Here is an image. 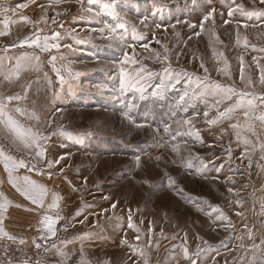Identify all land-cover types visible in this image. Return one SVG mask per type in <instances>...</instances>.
Wrapping results in <instances>:
<instances>
[{"label":"rangeland","instance_id":"rangeland-1","mask_svg":"<svg viewBox=\"0 0 264 264\" xmlns=\"http://www.w3.org/2000/svg\"><path fill=\"white\" fill-rule=\"evenodd\" d=\"M110 29L114 38L106 39ZM0 32V101L25 128L48 136L41 159L0 126L13 180L25 188L28 177L48 190L42 206L33 204L0 161V217L9 206L26 222L0 238L23 241L39 257L33 264H264L263 245L231 239L239 200L230 195L236 147L264 143L256 119L264 112L260 0H0ZM38 35L41 44L47 36L61 47H28ZM18 62L38 70L5 79ZM225 66L227 73L218 71ZM122 68L146 78L143 94L121 89ZM169 75L174 86L158 89ZM215 83L234 87L233 101L249 94L227 119L217 120L218 109L208 107L218 97L193 99ZM16 95L22 99L4 100ZM57 159L49 168L47 161ZM53 193L56 208L49 207ZM45 216L55 220V235ZM50 247L54 259L46 258Z\"/></svg>","mask_w":264,"mask_h":264},{"label":"snow or ice","instance_id":"snow-or-ice-1","mask_svg":"<svg viewBox=\"0 0 264 264\" xmlns=\"http://www.w3.org/2000/svg\"><path fill=\"white\" fill-rule=\"evenodd\" d=\"M89 2L91 3L92 0H89ZM260 2L262 4H264V0H260ZM105 8L110 7V5L105 4L104 5ZM237 10L241 11L242 14L244 15H252L254 13H248L244 11L243 5H238L237 6ZM232 9H229V15L232 14ZM212 15L211 12H209L204 19L207 20L209 19V17ZM22 19H24L25 21H27V17H23ZM5 24L8 23L7 20L4 21ZM53 23H55V20H53ZM110 34L108 37H106V39H113L114 38V30H109ZM6 33H2L0 32V35H4ZM197 35H199V33H197ZM44 43L41 44V37L38 35L35 39L31 40L28 43V47H37V48H41L42 51H47L51 48H60L61 45L58 43H53V44H49L47 43L49 37H44ZM52 39H58V34H54ZM115 39L119 40V37H115ZM147 47V46H145ZM129 58L127 57V55L125 56V60H128ZM165 59H167V57H165ZM29 67L31 68V70H38V66L37 65H26V64H21L20 62L17 63L16 65V70L11 73L9 76H6L5 79H12L13 77L15 78H19L20 73L22 71H27L29 70ZM201 67H204L203 64H201ZM205 71H207V69H205ZM218 71H224L225 73H227V67L225 66L224 69H218ZM152 74L149 73L148 77H150ZM63 79V78H61ZM146 78L141 76L139 79H134L132 77L126 76L124 69H121V89L122 90H127L128 88H132L133 90H135L136 92H139L141 94H143L144 92V80ZM171 76L169 75V79L167 81V85L162 82L161 85H157V88H162L168 85H171ZM241 79H244V74L243 71H241ZM261 83L264 84V74L261 75ZM177 82H179V78L177 76ZM249 84H251V80H249L248 82ZM174 86V85H171ZM236 94V89L234 87H225L222 86L219 83H215L214 85H212L211 87H203L201 91H199L198 93H196L193 96V99H203L204 97L207 96H213V97H218V99L215 100L214 104H210L208 107L209 109L211 108H217L218 109V115H217V120L218 119H227L229 118V114L234 112L237 108L239 107H243L244 103H245V97L249 94L247 93H241L239 95V97L233 101V96ZM187 95V93H185V96ZM185 96H181L180 97V101L183 102L185 99ZM22 99L21 96L16 95V96H7L4 98V100L7 101H12V100H20ZM262 99H264V97H262ZM225 101H233V103L228 104L222 111H219V105L225 103ZM206 102V101H205ZM247 106L251 109L254 108L255 105L253 103L252 100H247L246 101ZM15 111L17 113H19L21 116H26L27 119L30 120H35V121H39L40 120V115L36 112V111H32L30 113H25V110L20 107V106H16L15 107ZM57 111H60L59 109H57ZM205 117L208 116V111H205L204 113ZM249 115V113L246 111L244 113V116L247 118ZM256 119H258L259 121H261L262 124H264V112L260 113L259 116L256 117ZM216 120H210L209 123H216ZM49 123H51V121H49ZM185 124H189L190 121L189 120H185L184 121ZM0 126H3V129L6 130L12 137L14 142H18L21 146H23L26 149H31L35 151V155L41 159H43L45 157V148L42 146V142L47 141L48 140V136L44 135L43 133L39 132V131H34L31 127L29 128H25L22 124H20V122L18 120H16L14 117H12L11 115L8 114L7 112V105L5 103H3L2 101H0ZM231 127L233 128H238L240 127V125H236L233 124L231 125ZM246 127L248 128V130H252V126L251 125H246ZM165 131H168V129L166 128ZM61 134H63V130H61ZM245 143H247V141L245 140ZM175 150V149H174ZM60 159H63V157H61ZM60 159H57L55 161H47L48 167L51 168L54 166V164H59L60 163ZM137 161H139V157L136 158ZM0 161H4L5 162V169L9 171V182L13 184L14 187H16L17 191L21 192V194L23 196H25L27 199H29L33 204H39L42 206L43 204V198L47 195L48 190L46 189L45 186L43 185H38L35 181L30 180L28 177H24V182L27 185V187L25 188H21L16 182L15 180H13L12 175H11V168L9 166L8 163V158L5 157L3 152H0ZM19 166H23V165H16V164H12L11 167H19ZM3 194L0 193V196H2ZM53 202L52 204L49 205V207L51 208H56L58 207V201L60 199V197L53 193ZM5 204L4 203H0V210L4 209ZM113 207H115V205H113ZM57 219H59V217H57ZM44 220L47 221V227L49 232L52 235H55V231L53 229V225L55 224V220L50 217V216H45ZM132 223H131V218H129V227H132ZM3 230L0 229V232H2ZM5 235H7V233H4ZM10 239L12 237H9ZM139 237H137L138 239ZM123 242V241H122ZM21 243H23V241H21ZM37 247H39V245H37ZM60 255H63V253H59ZM185 257H187L188 252L187 249H185ZM141 255H143V253H141ZM145 264H147V262H145ZM193 264H195V262H193Z\"/></svg>","mask_w":264,"mask_h":264},{"label":"crops","instance_id":"crops-1","mask_svg":"<svg viewBox=\"0 0 264 264\" xmlns=\"http://www.w3.org/2000/svg\"><path fill=\"white\" fill-rule=\"evenodd\" d=\"M247 148L253 150H247L245 153L241 152V150ZM236 150L237 152L234 153L233 160H231V181L235 186V190L234 192H230V195L238 198L239 201L231 210L233 216V233L231 239L239 244L254 243L264 246V218L258 230L256 228L255 230L253 227L251 228L249 225V214L254 209L255 204L254 202L252 204H246L243 200L245 196L264 192V143L263 141L260 142L257 147L244 144L237 146ZM4 215H8L9 217H0V220L3 221L0 222V229L3 230L0 234H11L12 227H21L26 223L24 222L23 213L21 211L16 212L14 207L8 206ZM51 254L50 247L46 258L49 255L50 259H54Z\"/></svg>","mask_w":264,"mask_h":264},{"label":"built area","instance_id":"built-area-1","mask_svg":"<svg viewBox=\"0 0 264 264\" xmlns=\"http://www.w3.org/2000/svg\"><path fill=\"white\" fill-rule=\"evenodd\" d=\"M245 198L248 203L255 204L249 214V221L251 226L258 230L264 218V192ZM30 252V248L20 242L0 238V264H33L39 260V257L35 254L31 255Z\"/></svg>","mask_w":264,"mask_h":264},{"label":"bare ground","instance_id":"bare-ground-1","mask_svg":"<svg viewBox=\"0 0 264 264\" xmlns=\"http://www.w3.org/2000/svg\"><path fill=\"white\" fill-rule=\"evenodd\" d=\"M156 156H158V155H156Z\"/></svg>","mask_w":264,"mask_h":264}]
</instances>
